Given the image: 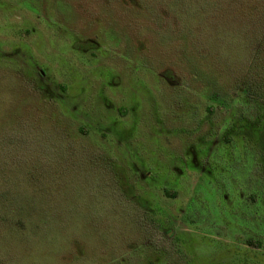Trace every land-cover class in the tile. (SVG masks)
<instances>
[{"label": "rangeland", "instance_id": "374dc122", "mask_svg": "<svg viewBox=\"0 0 264 264\" xmlns=\"http://www.w3.org/2000/svg\"><path fill=\"white\" fill-rule=\"evenodd\" d=\"M261 127L264 0H0V264H264Z\"/></svg>", "mask_w": 264, "mask_h": 264}, {"label": "flooded vegetation", "instance_id": "af4514ba", "mask_svg": "<svg viewBox=\"0 0 264 264\" xmlns=\"http://www.w3.org/2000/svg\"><path fill=\"white\" fill-rule=\"evenodd\" d=\"M72 45V47H74V48H76V49H80V50H84V49H88L89 47H93V46H95V43L93 42V41H88V40H74L72 43H71ZM154 85H157L156 83H153ZM61 85V87H64V85L63 84H60ZM158 86V85H157ZM158 90H159V88H158ZM128 107L126 108L125 106H121V104H119V106H118V111H119V116L120 115H124L126 112H128ZM208 109H210V107H208ZM127 110V111H126ZM193 111V110H192ZM187 112H189L188 110H187ZM170 113H168V115H169ZM166 115H167V113H166ZM193 115V113H190L188 116H187V119L185 120L187 123H188V131H190V122H191V120H190V117ZM179 116H181V114L179 115ZM178 116V117H179ZM169 118H172V117H170L169 116ZM228 118L229 119H233V118H235V115H234V113H233V111L230 109L229 110V114H228ZM172 119H174V118H172ZM196 121L199 119V117H197V119H196V117L194 118ZM190 121V122H189ZM230 121L228 120V119H226V121H225V123H223V125H225V124H228ZM222 126H219V128H217L214 132H218L219 131V129L221 128ZM172 128H175V126H173ZM261 128H263V127H261ZM80 129H84L82 126L80 127ZM260 129V128H259ZM232 131H235L237 134H238V132L236 131V129L234 128ZM216 133H215V136H214V138H216ZM188 134V133H187ZM257 134H258V130H257ZM188 136H189V134H188ZM257 138H258V135H257ZM215 142V140L214 141H208V142H206V143H208V144H212V143H214ZM178 143H179V141H178ZM257 146L258 145H260L263 149H264V145L263 144H261L260 142H259V140L257 139ZM180 144V143H179ZM186 144H190V142H187ZM205 164V163H204ZM212 166H215L214 167V172L216 173H214V182H215V184L219 187L220 186V184L222 183V181L225 179V176H224V173H222L223 172V166L220 164V163H215V164H212ZM204 168H205V166H204ZM204 168H202V171L204 170ZM254 180H257V179H254ZM229 186H231V184L229 183L228 184ZM257 186V185H256ZM155 187H157V186H155ZM160 187H161V192L165 195V196H175L176 194H177V189L175 188V187H172V186H166V185H164V184H161L160 185ZM208 196H209V194H208ZM209 198H210V196H209ZM258 199V192L257 193H253V195L250 197V201L251 202H256V200ZM208 203H210V201L208 202ZM201 206V205H200ZM202 208V207H201ZM195 217V216H194ZM257 234L258 232H248L246 235H241V236H239L238 238H237V241L238 240H240V241H243L244 243H246V244H248L249 245V247L250 248H253V249H256V248H258L259 247V245H260V239H259V237L258 236H256V235H254V234ZM244 250H246V249H244ZM251 251H253L254 252V250H251ZM252 252V253H253Z\"/></svg>", "mask_w": 264, "mask_h": 264}, {"label": "trees", "instance_id": "16d2710c", "mask_svg": "<svg viewBox=\"0 0 264 264\" xmlns=\"http://www.w3.org/2000/svg\"><path fill=\"white\" fill-rule=\"evenodd\" d=\"M257 135H258L257 139L259 140V142L264 145V127L258 130Z\"/></svg>", "mask_w": 264, "mask_h": 264}]
</instances>
